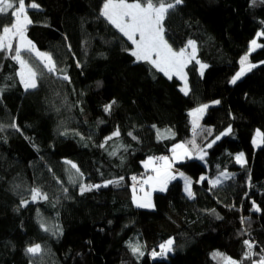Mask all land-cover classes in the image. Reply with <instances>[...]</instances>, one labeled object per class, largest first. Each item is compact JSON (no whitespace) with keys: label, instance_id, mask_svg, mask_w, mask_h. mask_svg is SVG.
I'll return each instance as SVG.
<instances>
[{"label":"trees","instance_id":"obj_1","mask_svg":"<svg viewBox=\"0 0 264 264\" xmlns=\"http://www.w3.org/2000/svg\"><path fill=\"white\" fill-rule=\"evenodd\" d=\"M35 2L40 8L28 11L33 23L27 36L52 54L60 71L26 91L19 65L0 53V264H222L217 252L243 264L258 262L264 255V143L256 149L252 141L257 130L264 133V48L249 57L257 67L235 84L231 80L264 30V0H183L170 10L168 43L179 50L195 41L197 58L207 65L203 75L196 64L188 67V95L178 79L135 61L130 42L99 15L102 0ZM10 17H0V24ZM217 100L196 143L204 147L228 127L231 133L206 148L203 160L193 153L178 166L191 178L195 197L174 180L154 195L153 210L137 208L131 177L147 174L149 157L192 140L189 113ZM117 129L119 136H112ZM166 129L174 135L158 136ZM241 152L242 166L235 160ZM67 161L79 167L82 179ZM222 172L231 178L213 186ZM120 177L119 185L80 192L81 184ZM34 187L48 199L31 202ZM22 199L29 201L26 207ZM252 201L261 212L252 210ZM169 239V259H153L152 250L159 252ZM244 240L256 245L250 259L243 257ZM129 242L143 245L144 255L134 256ZM34 244L42 248L36 257L26 252Z\"/></svg>","mask_w":264,"mask_h":264},{"label":"snow or ice","instance_id":"obj_2","mask_svg":"<svg viewBox=\"0 0 264 264\" xmlns=\"http://www.w3.org/2000/svg\"><path fill=\"white\" fill-rule=\"evenodd\" d=\"M183 0H102V6L99 15L103 17L109 24H111L115 29L118 30L128 41L134 46L130 49V54L135 58L136 62H146L152 66V68L164 73L169 79H172L173 75L179 77L184 81V87L181 91L185 95L188 94V85L186 79V73L184 72L185 67L188 63L196 59V43L195 41L189 40L186 47H181L179 50H175L172 45H170L165 38V28L164 21L167 18L170 10H174L178 5L182 4ZM40 5L35 2V0H28L26 6V0H0V17L7 16L9 12L11 13L10 23L7 25L0 24V53H6L9 58L16 61L19 65V82L23 85L24 89H36L39 86L38 81L45 75L58 74L60 71L57 68L56 61L49 52L41 51L36 47L34 42L28 38L27 29L33 21L28 16L29 9H39ZM257 38H254L250 42V47L248 52L240 58V70L235 73L231 83L235 84L247 71H251L258 65L251 63L249 57L253 51L257 48H264V44H259L258 38L264 37V30L256 34ZM15 47L13 46V42ZM191 48L189 52L188 49ZM25 54L29 57H33L35 63H30L29 59H25ZM199 63V61H197ZM207 67L206 64H200L201 74L203 70ZM58 78H61L58 76ZM63 80L70 81L67 75L62 77ZM3 89L0 88V92ZM116 103L115 100L111 101L109 104L104 106L105 112H110L112 106ZM214 103L219 104V101H214ZM209 107L208 104H202L199 107L193 109L189 115L192 117L191 124L193 130V139L188 141L187 144L180 143L176 144L171 148L173 154V159L170 160L168 156L161 157H149L148 160L144 161V168H151L154 175L148 176L146 179L138 180L136 176L131 177L132 184V194L133 201L136 203L137 207H153L151 201V191H145V186H150L152 190L163 192L167 190V184L170 180L176 178V175L172 172V164L176 159H182L185 156L191 157L193 153L198 155L200 160L204 159L206 155V148H211L216 141L221 139V136L231 133L232 129L229 127L225 132L220 133L211 140L204 147H201L196 143L195 136L197 130L201 129L200 119L205 110ZM12 128L19 130L18 125L13 123L10 125ZM155 127V126H153ZM4 126L0 125V131H3ZM158 131V136L162 138H168V136L174 135L171 129H166L165 133H160ZM203 131H208L209 129H203ZM67 134V132L63 133ZM78 134V133H77ZM119 130L117 129L112 136H119ZM167 134V135H166ZM131 135V133H129ZM109 136L107 139H111ZM256 139L252 142L254 145H259L264 143V133L257 130ZM135 138V137H134ZM188 145H191L189 149ZM103 146V145H102ZM181 150L178 152L177 150ZM237 163L243 165L246 163L244 153H238L235 156ZM159 163V166H154ZM73 169L78 173L77 180L83 178V173L80 172L79 167L67 161ZM179 176L184 180V191L187 193L189 198H194L195 194L192 191V180L190 177L184 175V173H179ZM221 176L224 179H230L231 175L227 172H222ZM123 177L114 180H107L103 185L96 184H81L80 192L83 194L85 191H91L93 188L107 187L110 184L119 185L123 180ZM205 178L200 177L203 181ZM76 182V181H74ZM213 186H217L221 183L220 178L211 181ZM137 185H139V191L143 193V197H138ZM67 191V189H65ZM31 202H37L38 200H47V193H43L39 188L30 189ZM29 203L28 200H21V206L26 207ZM252 210L255 212H261L262 209L255 201H252ZM215 210H213L214 212ZM241 222L245 223L246 218L241 217ZM44 231H49L50 229L41 224ZM243 234V233H242ZM174 241L172 239L161 243L158 247L160 249L157 252L155 249L151 252V257L155 259L158 256L166 255L167 252L172 250V245ZM243 244L246 247V251L243 253L244 259H250L252 256L257 255L253 252L256 245L251 240H244ZM129 248L134 256L137 258L142 257L144 252L142 251L143 245L139 243L129 242ZM264 252V249L261 250ZM26 252L36 256L42 252L40 244H34L26 249ZM215 257L222 260L223 264H243L242 261H236L231 257L226 256L222 253H215ZM253 264H264V255L260 256L259 261H254Z\"/></svg>","mask_w":264,"mask_h":264},{"label":"rangeland","instance_id":"obj_3","mask_svg":"<svg viewBox=\"0 0 264 264\" xmlns=\"http://www.w3.org/2000/svg\"><path fill=\"white\" fill-rule=\"evenodd\" d=\"M127 39V38H126ZM15 42V41H14ZM13 42V43H14ZM130 42V41H129ZM258 42V41H257ZM130 44H131V42H130ZM131 46H132V48L134 47L132 44H131ZM131 48V49H132ZM258 49V48H257ZM256 49V50H257ZM255 50V51H256ZM188 51L190 52L191 51V48H189L188 49ZM255 51H253L252 53H254ZM251 53V54H252ZM25 59H28L26 56H25ZM197 61H199V63H197ZM141 62H143V61H141ZM192 64H196L197 65V67H198V72H199V74L200 75H203L204 74V72H205V70H206V68L203 70V74H201V70H200V64H204V63H202L198 58H197V48H196V59L195 60H193L192 62H190V63H188L187 64V66L185 67V69H184V72L186 73V79H187V85H188V89H189V91H188V94H189V92H190V87H189V81H188V73H187V69H188V67L189 66H191ZM248 73V71L239 79V80H241L246 74ZM164 74V73H163ZM165 75V74H164ZM166 76V75H165ZM172 78H176V79H178L179 81H180V83H181V89L184 87V81L183 80H181L179 77H177V76H175V75H173V77ZM239 80H237V81H239ZM30 90H33V89H30ZM183 92V91H182ZM184 93V92H183ZM187 94V95H188ZM220 101H219V104H216V103H214V102H211V103H208V105H209V107L205 110V112L202 114V116H201V119H200V124L202 123V121H203V118L205 117V115H206V113H207V111H208V109L209 108H211V107H217V106H219L220 105ZM191 117V116H190ZM191 120H192V117H191ZM229 128V127H228ZM228 128H226L225 130H223V131H221V132H219L217 135H219L220 133H222V132H225ZM230 134V133H229ZM229 134H227V135H223V136H221V139L223 138V137H226V136H228ZM216 135V136H217ZM257 138V137H256ZM255 138V139H256ZM214 139H215V137H214ZM220 139V140H221ZM220 140H218V141H220ZM218 141H216V143L218 142ZM261 144L262 143H260L258 146L257 145H254V147L256 148V149H258L260 146H261ZM214 145V144H213ZM171 154V153H170ZM170 154H168L169 155V158H170ZM206 155H207V153H206ZM206 155H204V157H206ZM245 157V156H244ZM246 160V159H245ZM159 164V163H158ZM240 164V163H239ZM244 164H246V163H244ZM243 164V165H244ZM241 165V164H240ZM242 166V165H241ZM146 177H147V174H146ZM146 177H145V179H146ZM220 180H221V183H223V182H225L227 179H224L222 176L220 177ZM171 252L172 251H170V252H167V254L166 255H164V258H166V259H169V255L171 254ZM41 254V253H40ZM40 254H38V255H36V256H39ZM32 257H36V256H33V255H31ZM158 258V257H157ZM218 260L219 261H221L222 262V260L220 259V258H218ZM222 264H223V262H222Z\"/></svg>","mask_w":264,"mask_h":264},{"label":"crops","instance_id":"obj_4","mask_svg":"<svg viewBox=\"0 0 264 264\" xmlns=\"http://www.w3.org/2000/svg\"><path fill=\"white\" fill-rule=\"evenodd\" d=\"M180 144V143H179ZM178 152H180L181 150H177ZM193 157H192V155H191V157H188V156H185V157H183L182 159H176V160H174V162H173V164H172V172H173V174H175L176 175V178L175 179H173V180H170L169 182H168V184H167V186L172 182V181H174V180H181L183 183H184V180L179 176V173H181L182 171L181 170H179V168H178V166L180 165V164H183L184 162H186V161H188V160H191ZM173 159V154H172V152H171V154H170V160H172ZM154 166H156V167H158L159 166V164L157 163V164H155ZM143 168H144V163H143ZM144 172H146L147 173V177L148 176H151V175H154V172L152 171V169L151 168H149V169H145L144 168ZM183 173V172H182ZM185 175V174H184ZM186 176V175H185ZM146 177V178H147ZM188 177V176H187ZM145 191H151V201H152V204L154 205V195L156 194V193H158V192H161V191H159V189L157 188L156 190H152L151 188H150V186H145ZM136 195L138 196V197H143V193L142 192H140V191H137V193H136ZM132 197H133V195H132ZM134 202V201H133ZM134 205L137 207V205H136V203H134ZM137 208H139V209H143V210H153L154 209V206L153 207H146V208H144V207H137Z\"/></svg>","mask_w":264,"mask_h":264},{"label":"built area","instance_id":"obj_5","mask_svg":"<svg viewBox=\"0 0 264 264\" xmlns=\"http://www.w3.org/2000/svg\"><path fill=\"white\" fill-rule=\"evenodd\" d=\"M166 156H168L169 157V155H166ZM161 157V156H160ZM158 163H162V162H158ZM133 176H136L137 177V179L138 180H140V179H145V177H146V174L145 173H140V174H137V175H133ZM132 176V177H133ZM131 183L133 184V181H132V179H131ZM137 191H139V185H137Z\"/></svg>","mask_w":264,"mask_h":264}]
</instances>
